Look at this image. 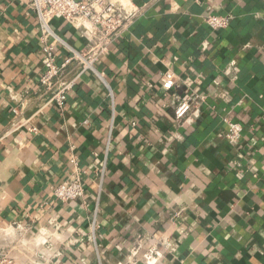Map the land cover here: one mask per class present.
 Here are the masks:
<instances>
[{
	"label": "crops",
	"instance_id": "1",
	"mask_svg": "<svg viewBox=\"0 0 264 264\" xmlns=\"http://www.w3.org/2000/svg\"><path fill=\"white\" fill-rule=\"evenodd\" d=\"M133 1L145 13L100 74H84L62 115L40 86L36 13L0 0V226L33 223L50 233L43 255L14 247L0 264L7 254L16 256L10 264H128L143 237L160 246L159 264H264V0ZM209 14L235 19L213 30ZM52 26L71 46L86 45L62 18ZM66 55L61 48L59 58ZM168 71L179 77L170 92ZM194 88L202 100L177 123V97ZM227 119L243 126L240 142L226 138ZM74 156L89 172L87 202L63 204L53 188ZM104 164L95 220L92 175Z\"/></svg>",
	"mask_w": 264,
	"mask_h": 264
},
{
	"label": "built area",
	"instance_id": "2",
	"mask_svg": "<svg viewBox=\"0 0 264 264\" xmlns=\"http://www.w3.org/2000/svg\"><path fill=\"white\" fill-rule=\"evenodd\" d=\"M21 4L32 9L38 18L40 42L43 51L44 71L40 78V86L48 95V104L57 107L62 115L66 113V105L71 92L82 81L84 74L92 72L100 74L99 65L105 57L112 52L113 46L123 38L132 25L145 13L146 5H138L133 0H19ZM60 17L83 31L87 36V43L78 49L68 44L52 26V21ZM233 14H209L205 16V23L213 30H222L229 27ZM204 48H208L205 42ZM65 48L67 55L63 60L59 58V51ZM190 84V83H189ZM179 85V77L173 71H168L163 77V88L170 92ZM199 90L194 88L185 96H178V104L175 109V120L177 123H186L192 119L193 109L201 101ZM20 114L19 109H15L13 123ZM90 124L89 119L83 122ZM226 138L231 143H238L242 139L243 126L233 120L227 119ZM34 133H38V128H32ZM109 170L106 164L94 170L92 181L98 186V198L95 206V220L100 212L99 200L103 193L104 182ZM89 174L79 162L77 156L71 160V167L67 178L53 188V198L63 204L73 201L83 200L87 202L88 185L85 177ZM94 220V221H95ZM50 225L56 228V232L61 230V226L50 220ZM96 228V222L93 223ZM15 229L23 237L29 236L39 245L35 252H28V255H43L38 249L50 242L49 232L37 231L32 223H14L9 226H0V231ZM58 230V231H57ZM31 242V241H30ZM53 250V248H52ZM61 252L56 256H61ZM16 256L4 255L2 263L10 264ZM163 258V252L156 241L147 238H138L128 254V264H159ZM46 264L50 260L45 261ZM179 264H187L182 260Z\"/></svg>",
	"mask_w": 264,
	"mask_h": 264
},
{
	"label": "rangeland",
	"instance_id": "3",
	"mask_svg": "<svg viewBox=\"0 0 264 264\" xmlns=\"http://www.w3.org/2000/svg\"><path fill=\"white\" fill-rule=\"evenodd\" d=\"M10 230L15 232V230H12V229H10ZM0 233H2L0 235V247H2V248H0V254H5L11 248H13L12 250H14L15 249L14 247H16V251L15 250L14 251L17 253L20 252L19 254L24 255V253L27 254V252H31L32 249H34L36 246L39 245L38 240L40 238H37L36 241H32L33 238H30L27 235L23 237V235L20 232H17L18 235L13 240L8 241L7 239L4 238V235H3L5 233L7 234V230L6 231H0ZM15 234H16V232H15ZM14 241H16V242L12 243ZM9 242L11 244H13V246H10L8 248L7 245L10 244Z\"/></svg>",
	"mask_w": 264,
	"mask_h": 264
},
{
	"label": "bare ground",
	"instance_id": "4",
	"mask_svg": "<svg viewBox=\"0 0 264 264\" xmlns=\"http://www.w3.org/2000/svg\"><path fill=\"white\" fill-rule=\"evenodd\" d=\"M5 238L9 239V238H13L14 235H15V232L14 231H11L10 229L7 230V234H3Z\"/></svg>",
	"mask_w": 264,
	"mask_h": 264
}]
</instances>
